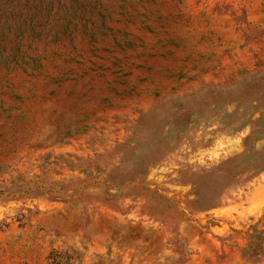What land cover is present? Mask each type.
Returning <instances> with one entry per match:
<instances>
[{"label": "rangeland", "instance_id": "374dc122", "mask_svg": "<svg viewBox=\"0 0 264 264\" xmlns=\"http://www.w3.org/2000/svg\"><path fill=\"white\" fill-rule=\"evenodd\" d=\"M264 0H0V264H264Z\"/></svg>", "mask_w": 264, "mask_h": 264}, {"label": "trees", "instance_id": "16d2710c", "mask_svg": "<svg viewBox=\"0 0 264 264\" xmlns=\"http://www.w3.org/2000/svg\"><path fill=\"white\" fill-rule=\"evenodd\" d=\"M264 119V117H263ZM263 134L264 138V129L256 130L252 129L251 136L254 133ZM238 163H246L244 167L240 168V174L248 173L252 171H264V148L261 150H256V148H250L245 150L242 154L238 155ZM244 257L247 259H253L254 261H264V230L257 229L253 227L248 234V244L244 248ZM50 264H66L67 261L64 260L59 253L52 252L49 256Z\"/></svg>", "mask_w": 264, "mask_h": 264}]
</instances>
